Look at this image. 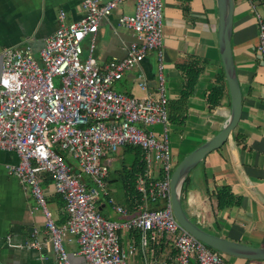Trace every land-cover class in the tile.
I'll return each instance as SVG.
<instances>
[{
	"label": "built area",
	"instance_id": "obj_1",
	"mask_svg": "<svg viewBox=\"0 0 264 264\" xmlns=\"http://www.w3.org/2000/svg\"><path fill=\"white\" fill-rule=\"evenodd\" d=\"M125 1L83 0L82 16L72 23H66L60 12L57 29L44 39L37 58L27 45L1 51L0 150L18 157L17 164L6 166L7 174L29 188L41 208L47 234L43 245L49 246L57 264H69L64 241L76 243L85 264H128L135 247L130 244L124 249L120 233L130 231L138 232L142 248L148 233L156 247L170 238L176 250L174 264H228L185 231L172 214L174 169L162 52V0H133V13L118 16V26L134 36L122 59L99 65L93 56L100 21ZM250 8L259 29L257 51L264 58V21L253 2ZM149 53L156 59L154 92L147 91L141 76L138 86L145 91L143 97L115 90V83L140 66ZM155 126L160 131L153 130ZM126 146L142 152L144 168L135 180L142 204L136 215L115 221L100 213L102 198L121 216H127L128 209L112 198L109 168L103 160ZM66 154L77 170L66 162ZM40 174L51 176L55 194L63 199V226L55 224L47 208ZM29 237L24 248H41L38 230L33 229Z\"/></svg>",
	"mask_w": 264,
	"mask_h": 264
},
{
	"label": "crops",
	"instance_id": "obj_2",
	"mask_svg": "<svg viewBox=\"0 0 264 264\" xmlns=\"http://www.w3.org/2000/svg\"><path fill=\"white\" fill-rule=\"evenodd\" d=\"M82 1L0 0V55L5 48L26 45L38 55L44 39L57 29L59 13L64 12L66 23L79 20ZM162 2V52L168 104L180 98L190 76L196 80L184 120L170 125L173 163L177 164L223 128L230 116L231 100L218 49L216 0ZM251 2L264 21V0H234L231 48L242 96L239 120L223 145L207 154L188 174L180 199L190 220L206 232L264 248V58L257 51L259 29ZM133 9L134 1L127 0L100 21L93 54L99 65L125 56V48L134 41V36L119 27L117 19L121 14L131 15ZM88 41L86 38L83 42L84 59ZM139 76L147 91L153 93L156 87L153 53L147 54L140 66L126 72L115 83V90L143 97L145 91L138 86ZM153 130L160 131V127ZM66 162L77 170L69 160ZM17 163L14 152L0 150V264H57L49 246L43 245L47 234L41 208L30 189L23 188L15 177L7 174L6 166ZM114 172L118 174V170ZM39 177L47 208L55 224L63 226L66 219L63 199L55 194L51 176L40 174ZM121 190V197L114 200L128 209V215L115 213L108 200L102 198L99 211L105 218L123 221L138 213L141 199L138 201L135 193L125 187ZM223 190H228L232 203L220 207L218 197ZM33 229L38 230L37 239L42 246L24 248ZM120 237L124 249L130 244L135 247L128 264H174L176 250L170 238L165 237L161 246L156 247L148 233L147 245L142 248L137 241L138 232H121ZM64 248L69 264H85L77 254L75 242L64 241ZM227 257L228 264H264V261Z\"/></svg>",
	"mask_w": 264,
	"mask_h": 264
},
{
	"label": "water",
	"instance_id": "obj_3",
	"mask_svg": "<svg viewBox=\"0 0 264 264\" xmlns=\"http://www.w3.org/2000/svg\"><path fill=\"white\" fill-rule=\"evenodd\" d=\"M218 12V49L224 78L231 100L230 116L223 128L212 138L188 153L175 167L170 177V206L173 217L189 234L214 251L226 256L252 261H264V248H256L210 234L192 222L184 211L180 194L188 174L211 151L219 148L235 128L241 112V90L237 80L231 48L234 0H216Z\"/></svg>",
	"mask_w": 264,
	"mask_h": 264
},
{
	"label": "trees",
	"instance_id": "obj_4",
	"mask_svg": "<svg viewBox=\"0 0 264 264\" xmlns=\"http://www.w3.org/2000/svg\"><path fill=\"white\" fill-rule=\"evenodd\" d=\"M195 83L196 80L190 76L181 92L180 98L168 104V116L171 123H181L184 120L187 101L194 89ZM123 149L125 152L133 153L131 165L125 169V171H127L129 182H125L124 187L125 189H129V191L131 190V193H135L136 199L139 201L140 194H138V192L135 190V180L136 177L143 172L144 167L142 162V152L137 147L126 146ZM124 179L128 180L125 176ZM218 202L220 207H222L224 204L230 205L232 203V197L229 195L228 190H223L220 192ZM138 239L139 238H137V241Z\"/></svg>",
	"mask_w": 264,
	"mask_h": 264
},
{
	"label": "rangeland",
	"instance_id": "obj_5",
	"mask_svg": "<svg viewBox=\"0 0 264 264\" xmlns=\"http://www.w3.org/2000/svg\"><path fill=\"white\" fill-rule=\"evenodd\" d=\"M33 55H34L35 58H37V53L36 52H33ZM169 149H170V152H171V159H172V162H173V153H172L173 145H172V140L170 141V138H169ZM117 158H119V160ZM132 159H133V153L125 152L124 149H120V150L117 151V153L114 156H112L111 159L103 160V163L105 165H107V167L110 170L109 177H110V180H111V184L108 185V188H109V190L111 189L110 191H111V196L113 197V199H117V198L121 197V193L122 192H120V191H122L121 189L124 188V185H125L124 183L125 182H129V179H128V176H127V171H125V169H126V167H130V165L132 163ZM65 160L66 161L69 160L76 167L75 161H73L68 154L65 155ZM181 160H179V162ZM177 164L176 163H172L173 169H175ZM114 170H118V174H116L114 172ZM124 176L128 180H125ZM113 189H115V190L117 189V191L114 192ZM218 255L220 257H222L224 260L228 259V257L226 255H223L221 253H218Z\"/></svg>",
	"mask_w": 264,
	"mask_h": 264
}]
</instances>
